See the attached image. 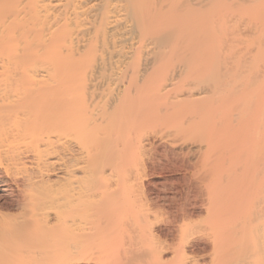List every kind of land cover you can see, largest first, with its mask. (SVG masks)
I'll use <instances>...</instances> for the list:
<instances>
[{"label": "bare ground", "instance_id": "1", "mask_svg": "<svg viewBox=\"0 0 264 264\" xmlns=\"http://www.w3.org/2000/svg\"><path fill=\"white\" fill-rule=\"evenodd\" d=\"M261 54L264 0H0V264H61L89 243L99 264H188L209 246L243 264L227 205L210 216L228 231L209 246L184 239L170 260L150 223L128 235L124 256L112 245L132 230L120 223L133 205L119 201L122 165L156 144L141 128L203 129L198 117L231 100V84L236 97L254 80L264 87ZM148 198L132 201L149 221ZM141 239L152 249L130 260Z\"/></svg>", "mask_w": 264, "mask_h": 264}, {"label": "rangeland", "instance_id": "2", "mask_svg": "<svg viewBox=\"0 0 264 264\" xmlns=\"http://www.w3.org/2000/svg\"><path fill=\"white\" fill-rule=\"evenodd\" d=\"M262 11L258 10L259 13ZM263 56H255L260 59L259 64L263 62ZM252 63L254 61L247 63L248 69ZM239 69L244 73L248 70L246 67ZM241 72L239 71V76ZM262 81L264 83V80ZM254 82L247 93L242 92L238 97L235 96L238 85L231 84L228 90L231 100L217 104L213 110L198 117V120L204 123L203 129L184 132L179 128L180 122L175 120L166 122L165 126L148 124L141 128V132L149 140L155 139L156 144L146 147L144 151L130 154L125 165H122L120 184L124 194L120 196L119 201L123 199L126 203L125 200H130L133 205L131 204V207L126 204V207L129 206L125 212L127 218L122 219L120 223L128 222L132 230L123 235L122 242L120 239L112 245L113 250H118L124 256L123 242L132 238L133 229L146 228L148 223L161 237L165 234L168 236L163 240L167 242L168 239V245H171V250L166 254L169 260L182 254L184 239H191L195 243L201 241L200 244L209 246L210 238H219L228 231L225 226L214 222L210 215H220L227 205L232 212H229L226 220L233 217V225H238V232L244 231V236L242 235L241 240L239 238L235 244L246 250L245 255L243 254L245 257L234 260L239 259L237 262L243 264H264V121L260 119L264 108V94L260 93V89L264 92V87L262 85L263 88L258 90L261 85H257L255 80ZM258 96H261V99ZM224 109L228 112L222 113ZM237 111L238 115L235 117ZM219 114L220 118L224 115L227 121H218ZM230 115L232 118L228 121ZM133 174L139 175L140 180L138 179V186L131 191L124 186V180L127 176L133 177ZM225 193L227 194L224 196ZM144 195L149 197V205L151 204L153 209L150 222L143 211L144 208H137L133 202L139 201L137 204H141L140 201L145 199ZM8 198L13 197L8 195ZM257 245H261L262 249ZM96 247L97 244L89 243L86 247L72 248L71 261L61 264H99L94 261V253L99 252ZM152 247L150 241L141 239L133 250L126 251V255L130 260H136ZM209 248L210 251L202 254H192L189 251L195 259L188 264H225L222 255H214L212 246ZM0 258L3 260L5 257ZM2 260L0 262L3 263L6 258ZM129 262L135 264L134 261ZM123 263L127 264V261L121 264ZM143 264L160 262L148 261Z\"/></svg>", "mask_w": 264, "mask_h": 264}]
</instances>
